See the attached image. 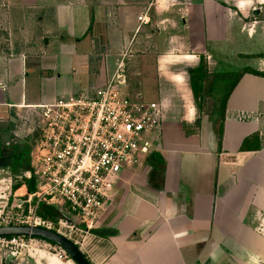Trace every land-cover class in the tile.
Wrapping results in <instances>:
<instances>
[{
  "label": "crops",
  "instance_id": "obj_1",
  "mask_svg": "<svg viewBox=\"0 0 264 264\" xmlns=\"http://www.w3.org/2000/svg\"><path fill=\"white\" fill-rule=\"evenodd\" d=\"M263 6L0 0L2 149L36 106L102 88L123 53V93L161 106L145 174L143 162L123 176L82 249L90 264H264V76L251 72H264V61L232 81L220 108L194 86L205 89L201 58L207 73L222 74L236 56L264 52V31L249 24ZM37 245L34 264H68Z\"/></svg>",
  "mask_w": 264,
  "mask_h": 264
},
{
  "label": "built area",
  "instance_id": "obj_2",
  "mask_svg": "<svg viewBox=\"0 0 264 264\" xmlns=\"http://www.w3.org/2000/svg\"><path fill=\"white\" fill-rule=\"evenodd\" d=\"M126 56L116 60L110 79L92 95H68L36 106L31 118L37 122L38 138L29 170L20 177L23 184L11 197L15 203L11 208L17 209L2 219L3 226L52 231L81 252L92 242L112 203L113 189L152 152L162 127L159 104L133 102L123 93ZM42 210L54 211L56 218L41 215ZM40 242L57 259L74 264L51 242L0 238L1 246L9 249L11 264L17 263L22 250L27 252L30 246L32 250Z\"/></svg>",
  "mask_w": 264,
  "mask_h": 264
},
{
  "label": "rangeland",
  "instance_id": "obj_3",
  "mask_svg": "<svg viewBox=\"0 0 264 264\" xmlns=\"http://www.w3.org/2000/svg\"><path fill=\"white\" fill-rule=\"evenodd\" d=\"M261 11L263 13L262 18H261L262 20L254 19V17H252L249 23L252 25V28H253L252 30L256 32V34L254 35H258L260 31L261 32L264 31V6L262 7ZM258 60L264 61V52H260V53L252 52L251 55L236 56V58L234 59V62H232L231 60L228 61L229 66H232L233 64L235 66L232 71H227L222 74L221 72L216 73V74H209L207 73V70L204 68L206 66V61L205 59L201 58L202 68L200 72H201V78L202 80H204L205 89H203V87H200L199 83H196L194 86L197 92L198 91L200 93L202 92V95L200 96L201 100H203L202 102L205 101L204 100L205 98H209L207 101L204 102L206 103L205 105H207L209 109H211L212 107L216 109L218 108V106L220 108L221 107L220 102L222 100L221 98L224 96L223 94L228 90V88L232 85V81L235 80L240 75V73L243 72L244 70H249L250 68H256L257 65L259 64ZM203 68L205 70H203ZM221 82L222 83L226 82V84L225 85L221 84ZM98 89H93L92 92L89 93V95H92ZM133 102H138V101L134 100ZM140 102H144V101H140ZM198 108L201 109L200 107ZM31 117L32 116L30 115L28 119H30ZM200 118H201V115H200ZM21 125L24 127H11L13 134L10 137V141L6 145H3L5 154H9L13 146L20 147L22 151L25 150V148H29L31 152L35 144V141L38 138L37 122L35 121V119L32 120L31 118V121L29 122L26 121L24 125L23 122L18 120V126H21ZM29 157H30V154H29ZM147 167L148 165L146 161L142 164L141 167L138 168L139 174H140L139 179H142L141 177L145 174ZM6 168H3V169L0 168V226H3L4 222L2 219H4V217L8 214V212L12 210L16 211L17 208H11V205L15 204L14 202H12L11 197L14 191L20 188V186L23 184L22 180H20V177L18 175L19 173L13 174L9 168L7 169ZM117 186H121V184ZM115 189L116 188L113 189V193H115L116 191ZM7 198H8V201H7ZM46 212L49 214L44 213L45 215L50 216L51 218H56V214L54 213V211L49 210ZM42 245H43L42 242H40L39 245H37L39 247V250L44 249ZM30 248L31 246L29 247V250H28L29 253L28 251L25 252L24 250L20 252L22 254L16 264H19L22 259L25 260L27 258H28L27 261L29 262V264H34V262L28 256L30 252L34 253V251H31ZM46 250L50 252L51 254H55L53 251L49 250L47 247H46ZM8 251L9 249L2 247L0 244V264H11V262H14ZM35 258H38V257L36 256ZM68 259L70 258L68 257ZM63 260L66 262L68 261L67 259H63Z\"/></svg>",
  "mask_w": 264,
  "mask_h": 264
},
{
  "label": "water",
  "instance_id": "obj_4",
  "mask_svg": "<svg viewBox=\"0 0 264 264\" xmlns=\"http://www.w3.org/2000/svg\"><path fill=\"white\" fill-rule=\"evenodd\" d=\"M13 236L42 239L60 247L74 264H89L80 249L65 237L41 228L0 226V238Z\"/></svg>",
  "mask_w": 264,
  "mask_h": 264
},
{
  "label": "trees",
  "instance_id": "obj_5",
  "mask_svg": "<svg viewBox=\"0 0 264 264\" xmlns=\"http://www.w3.org/2000/svg\"><path fill=\"white\" fill-rule=\"evenodd\" d=\"M251 72H252V74L257 75V76H264V72H262V73H256V72H253V71H251ZM236 82H237V79H236ZM29 154H30V149L29 148H25V150L22 151L20 149V147L13 146V148L11 149L9 154H5L4 149H2L0 147V168L3 169V168L7 167V168L10 169V171L13 174H18L19 173L18 174L19 177H23V174L26 171L29 170ZM28 186H29V190L32 191L33 190V186L31 184H28ZM46 211H49V210H46ZM46 211L42 210L41 211V215L47 216V215H45L47 213ZM47 214H49V213H47ZM48 217H50V216H48ZM88 263H89V261H88Z\"/></svg>",
  "mask_w": 264,
  "mask_h": 264
}]
</instances>
